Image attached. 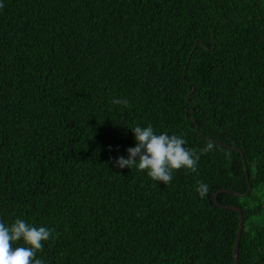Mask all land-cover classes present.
I'll use <instances>...</instances> for the list:
<instances>
[{
  "label": "trees",
  "instance_id": "obj_1",
  "mask_svg": "<svg viewBox=\"0 0 264 264\" xmlns=\"http://www.w3.org/2000/svg\"><path fill=\"white\" fill-rule=\"evenodd\" d=\"M149 123L195 171L114 166ZM216 193L239 264H264V0H0V220L52 229L37 257L234 264Z\"/></svg>",
  "mask_w": 264,
  "mask_h": 264
},
{
  "label": "clouds",
  "instance_id": "obj_2",
  "mask_svg": "<svg viewBox=\"0 0 264 264\" xmlns=\"http://www.w3.org/2000/svg\"><path fill=\"white\" fill-rule=\"evenodd\" d=\"M113 104L127 107L129 101L126 98H115ZM129 128L135 143L126 149V156L115 158V167L145 172L151 180L164 184L172 181L176 170L195 171L201 153L187 147L183 135L163 131L157 133L150 123ZM212 148L213 144L209 142L202 151L207 152ZM193 191L204 196L208 185L198 182ZM52 234V229L43 225L36 226L20 217H16L11 223L0 220V264H45L42 258L37 257V252ZM18 242L19 245L14 246Z\"/></svg>",
  "mask_w": 264,
  "mask_h": 264
},
{
  "label": "water",
  "instance_id": "obj_3",
  "mask_svg": "<svg viewBox=\"0 0 264 264\" xmlns=\"http://www.w3.org/2000/svg\"><path fill=\"white\" fill-rule=\"evenodd\" d=\"M244 163H245V158H244ZM246 170H247V167H246ZM246 175H247V178L249 180V175H248V171H246ZM251 184L249 182V189L251 190ZM228 192V193H232V194H235L237 195V193L235 192H232L230 190H227V189H222L220 190L219 192ZM218 192V193H219ZM215 194L214 198H215V201L216 203L222 207V208H225V209H231V210H234V211H237L238 214H239V219H240V223H239V228L237 230V235H236V238H235V245H234V249H233V259H234V264H239V258H238V250H239V243H240V239H241V235H242V231H243V227H244V215H243V212H242V209L239 207V206H236V205H224V204H221L218 202L217 200V194Z\"/></svg>",
  "mask_w": 264,
  "mask_h": 264
}]
</instances>
